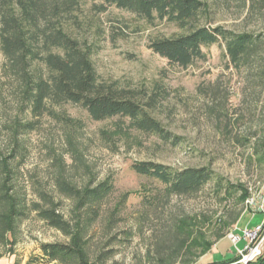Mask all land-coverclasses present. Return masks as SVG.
<instances>
[{"label":"rangeland","instance_id":"rangeland-1","mask_svg":"<svg viewBox=\"0 0 264 264\" xmlns=\"http://www.w3.org/2000/svg\"><path fill=\"white\" fill-rule=\"evenodd\" d=\"M198 1L207 10L208 26L264 35V0ZM99 6L98 1H82L70 26L73 34L92 48L99 81L131 90L142 102L154 96L151 114L168 138L135 130L125 118L97 122L78 106L54 107L71 123L65 126L44 114L34 130L21 136L23 157L10 161L14 190L29 208L44 206V194L73 222L74 202L55 186V159H61L64 177L78 187L110 181L112 192L87 234L90 258L95 261L102 252L100 264H159V255H171L183 239L190 253L179 255L189 264L236 258L245 245L260 242L264 253L261 55L234 68L224 45L214 44L202 48L204 61L182 69L148 48L152 40L178 35L180 29ZM4 64L0 52V148L8 142L3 127L17 111L16 88L2 73ZM73 146L81 163L71 159ZM138 162L174 170L207 168L213 179L196 193L165 197L159 182L132 170ZM113 211L117 214L109 225ZM230 234L240 238L236 245ZM13 239L10 251L0 247V264H45L38 263L43 262L38 260L40 244L67 241L34 211L18 221Z\"/></svg>","mask_w":264,"mask_h":264},{"label":"trees","instance_id":"trees-1","mask_svg":"<svg viewBox=\"0 0 264 264\" xmlns=\"http://www.w3.org/2000/svg\"><path fill=\"white\" fill-rule=\"evenodd\" d=\"M82 1L0 0V52L5 60L2 73L10 80V86L16 88L17 104L14 117L3 127L8 133V142L5 148H0V247L10 251L18 221L26 211H34L40 220L67 239L64 243L40 244L41 257L38 260L43 262L38 263L100 264L102 252L95 261L90 258L87 234L97 210L112 192L110 181L82 187L69 182L63 175L61 159L56 158L55 186L63 196L73 200V222L66 220L59 213L57 204L44 194L40 195L44 206L37 203L30 208L26 206L14 190L10 161L23 157L21 136L34 130L39 118L47 114L67 126L70 119L63 112L55 111L54 107L63 108L71 104L86 111L93 121L125 118L135 130L164 140L168 138L151 114V107L156 102L154 96L142 102L131 90L99 81L92 61V48L84 38L76 37L70 27L76 23V12ZM94 1L100 2L101 9L104 5L114 6L149 24L165 21L180 29V34L156 38L148 46L170 65L186 69L197 61L205 60L202 48L223 44L234 68L247 65L258 55H261L258 57H262L264 66V35L208 26L204 23L207 10L198 0ZM261 72L263 78L264 71ZM71 151V159L81 163L76 147L73 146ZM132 170L159 182L165 197L196 193L213 179V173L207 168L174 170L154 162L135 163ZM116 214L114 211L110 214L109 225ZM186 242L183 239L175 245L171 255L160 254L159 264H189L179 255L180 251L190 253L191 247ZM177 259L182 262L176 263ZM210 264L239 263L236 257ZM246 264H264V253Z\"/></svg>","mask_w":264,"mask_h":264},{"label":"built area","instance_id":"built-area-1","mask_svg":"<svg viewBox=\"0 0 264 264\" xmlns=\"http://www.w3.org/2000/svg\"><path fill=\"white\" fill-rule=\"evenodd\" d=\"M260 230V228H257V231ZM230 240L234 245H236L240 238L238 236H235L233 234L229 235ZM262 242L255 244L254 246L252 244L245 245L244 249L242 251H239L238 256V263L239 264H246L248 262L254 261L257 257L263 254L262 249Z\"/></svg>","mask_w":264,"mask_h":264}]
</instances>
